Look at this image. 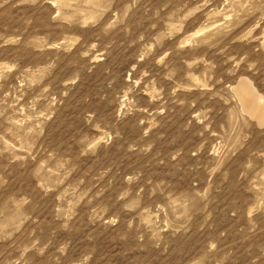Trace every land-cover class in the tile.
Returning a JSON list of instances; mask_svg holds the SVG:
<instances>
[{
    "label": "rangeland",
    "instance_id": "1",
    "mask_svg": "<svg viewBox=\"0 0 264 264\" xmlns=\"http://www.w3.org/2000/svg\"><path fill=\"white\" fill-rule=\"evenodd\" d=\"M264 0H0V264H264Z\"/></svg>",
    "mask_w": 264,
    "mask_h": 264
},
{
    "label": "bare ground",
    "instance_id": "2",
    "mask_svg": "<svg viewBox=\"0 0 264 264\" xmlns=\"http://www.w3.org/2000/svg\"><path fill=\"white\" fill-rule=\"evenodd\" d=\"M233 89L240 99L243 111L255 118L260 125L264 124V95L253 82L248 77H241Z\"/></svg>",
    "mask_w": 264,
    "mask_h": 264
}]
</instances>
